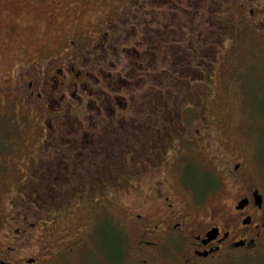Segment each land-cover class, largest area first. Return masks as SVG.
Masks as SVG:
<instances>
[{"label":"flooded vegetation","instance_id":"af4514ba","mask_svg":"<svg viewBox=\"0 0 264 264\" xmlns=\"http://www.w3.org/2000/svg\"><path fill=\"white\" fill-rule=\"evenodd\" d=\"M209 1L207 39L202 0H0V129L15 135L0 132V193L15 185L0 197V264H57L88 232L79 217L127 184L143 198L128 217L137 264L264 253V179L217 156L201 95L226 39L264 41V0ZM33 121L34 149L18 162ZM218 174L231 198L202 202Z\"/></svg>","mask_w":264,"mask_h":264},{"label":"rangeland","instance_id":"374dc122","mask_svg":"<svg viewBox=\"0 0 264 264\" xmlns=\"http://www.w3.org/2000/svg\"><path fill=\"white\" fill-rule=\"evenodd\" d=\"M87 20L88 15L85 12L78 22L84 23ZM29 35L30 32L27 31L24 41L31 38ZM229 40L230 38L226 39L220 48L211 78L207 82L204 81L206 90H201V95L204 96L202 103L205 107V116L208 120L206 131L212 135V145L218 148L217 156L220 159L227 162L242 160L249 175L264 179V41L253 35ZM2 55L4 53L0 52V73H6L7 64L2 61ZM5 56L8 57L10 54ZM37 126V121H33L26 139L19 142L18 149L11 154L18 162H21L26 155H31ZM2 129L7 133L9 131L11 139L15 137L14 133H11L12 128ZM2 129L0 132H3ZM19 151L22 153L20 154ZM203 154L195 150L194 157L189 156L197 172L200 170L208 172ZM216 178L218 192L213 197H200L202 202L209 199L213 204L218 205L231 198L220 196L222 191L231 189V184L224 183L222 188L220 175L218 174ZM202 179L200 175L195 176L197 184ZM9 183L8 189L2 191L0 197H10L13 193L15 185L12 180H9ZM126 188L127 195L121 194L119 200L112 198L101 207L91 208L89 212H84L79 217L88 224L89 227L86 229L88 232L82 236L83 242L74 249L73 253L59 257L57 264H137L133 245L134 233L128 220L129 212L134 209L131 200L136 196L129 184ZM63 222L64 219L61 218L58 224ZM99 222L105 225L101 226L99 233L94 234L92 225ZM67 225L65 223L63 227ZM109 227L119 233L118 239L111 236ZM67 234L69 235V230ZM167 261L165 264H168ZM211 264H264V253L222 254Z\"/></svg>","mask_w":264,"mask_h":264},{"label":"trees","instance_id":"16d2710c","mask_svg":"<svg viewBox=\"0 0 264 264\" xmlns=\"http://www.w3.org/2000/svg\"><path fill=\"white\" fill-rule=\"evenodd\" d=\"M202 2H203V6L201 9V15L202 16H201V21H200V27L203 30V37H206L207 39H208V37L213 38L211 35H208V31H207L211 26V23H210L211 14H210L209 9H207V4H209L210 1L209 0H202ZM209 54L212 56L213 51H212V53H209ZM111 236L115 237L113 234Z\"/></svg>","mask_w":264,"mask_h":264}]
</instances>
